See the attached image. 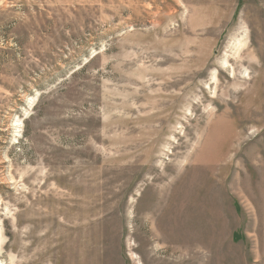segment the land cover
I'll use <instances>...</instances> for the list:
<instances>
[{
  "label": "rangeland",
  "instance_id": "rangeland-1",
  "mask_svg": "<svg viewBox=\"0 0 264 264\" xmlns=\"http://www.w3.org/2000/svg\"><path fill=\"white\" fill-rule=\"evenodd\" d=\"M164 260L264 264V0H0V264Z\"/></svg>",
  "mask_w": 264,
  "mask_h": 264
},
{
  "label": "bare ground",
  "instance_id": "bare-ground-1",
  "mask_svg": "<svg viewBox=\"0 0 264 264\" xmlns=\"http://www.w3.org/2000/svg\"><path fill=\"white\" fill-rule=\"evenodd\" d=\"M217 128L215 129V132H220V129H219V125L216 126ZM230 131V130H229ZM232 136V135H231ZM230 137H226V140L227 142L229 141ZM213 147V145H211ZM230 148V147H229ZM210 149V147L208 148ZM217 149L221 150L222 152V149L218 148ZM219 150H217V157L213 159L214 162H217V161H220L223 157V152L222 153H219ZM192 188V187H191ZM189 192V191H188ZM164 199V198H163ZM170 199V198H169ZM192 201L193 199L190 201V199L188 200V203L187 205L184 207L183 205H177L175 207V212H174V218L176 217V222L177 220L180 218V216H182V213L183 211L186 212L187 210V216L188 218L190 219V217L195 214V210L192 206ZM168 205V203H166ZM183 204V203H182ZM188 219V221H189ZM154 229V228H153ZM153 232V231H152ZM195 233V232H194ZM177 235H174V239L172 241V243L176 244L177 246L175 247V249L179 250V248L181 249L183 246H192L194 243H199L201 244V241H202V237L200 235H196V233L194 234V237H192L191 239H189L188 241L186 239H181V237H177ZM157 237V236H156ZM168 248V247H167ZM174 249V250H175ZM189 249V248H188ZM176 253V252H175ZM199 258V257H198ZM184 260H181V263L183 262ZM192 260L189 259V262H191ZM163 264H168V262H166L165 260L163 261ZM170 264V263H169ZM171 264H175V263H171Z\"/></svg>",
  "mask_w": 264,
  "mask_h": 264
}]
</instances>
